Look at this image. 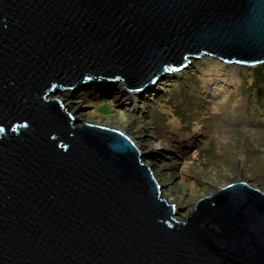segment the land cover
<instances>
[{
	"label": "water",
	"instance_id": "95a60500",
	"mask_svg": "<svg viewBox=\"0 0 264 264\" xmlns=\"http://www.w3.org/2000/svg\"><path fill=\"white\" fill-rule=\"evenodd\" d=\"M204 55L263 64L264 0H0V264H264V191L232 182L178 220L126 134L52 98L142 92Z\"/></svg>",
	"mask_w": 264,
	"mask_h": 264
},
{
	"label": "rangeland",
	"instance_id": "374dc122",
	"mask_svg": "<svg viewBox=\"0 0 264 264\" xmlns=\"http://www.w3.org/2000/svg\"><path fill=\"white\" fill-rule=\"evenodd\" d=\"M190 62L160 79L155 92H132V103L120 80L111 90L91 85L52 96L80 121L128 125L147 149L143 162L164 186L162 197L179 206L182 221L197 200L232 182L264 191V89L258 98L256 86L264 63L205 55Z\"/></svg>",
	"mask_w": 264,
	"mask_h": 264
},
{
	"label": "bare ground",
	"instance_id": "6f19581e",
	"mask_svg": "<svg viewBox=\"0 0 264 264\" xmlns=\"http://www.w3.org/2000/svg\"><path fill=\"white\" fill-rule=\"evenodd\" d=\"M189 63H191L190 61H189ZM188 63V64H189ZM187 67V66H186ZM184 68L185 70L187 69V68ZM119 89L120 90H124L125 91V89H124V87L121 85L120 87H119ZM145 91H147L146 93H149V92H155V88H153V87H151V88H149V89H147V90H145ZM127 96H128V98L127 99H130L131 100V103L133 102V100H135L136 99V95H135V93H132V92H126L125 93ZM145 93H142L141 92V94L140 95H144ZM66 103H68V101L66 102ZM69 104V103H68ZM68 104H66V105H68ZM70 113L71 112H73L72 110L71 111H69ZM72 114V113H71ZM75 113H73L72 115H74ZM76 119H78V124L77 125H82V124H84L86 121H80V119L78 118V117H76V116H74ZM112 128H114V127H112ZM128 125H123L121 128H114V129H116V130H118V131H120V132H122L123 134H126L135 144H136V146L138 147V149L140 150V153H145V152H147V149H146V147L142 144V143H140L139 142V140H138V137L137 136H134V135H131L129 132H128ZM160 145V144H159ZM145 164H147V162L145 163ZM147 165H149L150 166V164L148 163ZM152 167V166H151ZM153 170V169H152ZM153 176H154V178L157 180V175H156V173H155V171H153ZM238 181H240V180H238ZM172 204V203H171ZM173 206L176 208V210H178V205H176V204H173ZM178 219V218H177ZM182 221V220H181Z\"/></svg>",
	"mask_w": 264,
	"mask_h": 264
},
{
	"label": "trees",
	"instance_id": "16d2710c",
	"mask_svg": "<svg viewBox=\"0 0 264 264\" xmlns=\"http://www.w3.org/2000/svg\"><path fill=\"white\" fill-rule=\"evenodd\" d=\"M264 66H261V67H258V71L257 72H259L258 74H260V75H258V81H262L263 83L260 85V83H259V85H258V81H257V89H258V92H257V94H258V98H261L262 97V89H264L263 88V86H264V70H261L260 68H263ZM259 70H261V71H259ZM253 84H254V82H253ZM252 84V85H253ZM252 85H251V88H252Z\"/></svg>",
	"mask_w": 264,
	"mask_h": 264
}]
</instances>
